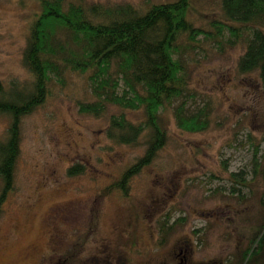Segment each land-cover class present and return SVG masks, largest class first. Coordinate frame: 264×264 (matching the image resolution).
<instances>
[{"label": "rangeland", "instance_id": "374dc122", "mask_svg": "<svg viewBox=\"0 0 264 264\" xmlns=\"http://www.w3.org/2000/svg\"><path fill=\"white\" fill-rule=\"evenodd\" d=\"M174 1L67 0L141 11ZM40 8V0H0V79L7 90L33 80L24 54ZM189 18L213 33L184 55L186 108L189 114L203 109L207 129H181L177 102L161 113L163 149H155L149 131L136 144H119L109 130L121 108L84 114L79 103L95 100L87 77L69 72L65 83L54 80L46 103L23 120L15 191L0 217V264H49L67 256L74 264H180L182 256L190 264L240 263L264 220V177L254 178L256 158L264 165V88L258 73L238 71L245 44L229 33L212 39L214 25L229 23L222 0L194 1ZM126 116L145 122L141 109ZM9 122L0 115L1 137ZM147 155L150 163L132 180L130 197H103ZM74 166L85 170L71 176Z\"/></svg>", "mask_w": 264, "mask_h": 264}, {"label": "trees", "instance_id": "16d2710c", "mask_svg": "<svg viewBox=\"0 0 264 264\" xmlns=\"http://www.w3.org/2000/svg\"><path fill=\"white\" fill-rule=\"evenodd\" d=\"M194 1L154 4L141 11L128 4L88 6L40 0V12L31 25L24 54L32 82L7 90L0 79V115L10 121L6 135L0 136V217L6 199L15 191L23 120L46 103L54 80L65 83L66 73L86 76L95 98L80 102V112L101 117L108 106L121 108V114L111 117L109 130L110 139L119 144H136L149 131L155 149H163L167 135L161 113L177 102L175 117L181 129L191 133L207 129L206 112L200 109L189 114L185 102L189 89L184 55L198 38L209 39L213 34L190 20ZM222 10L229 23L214 25L217 32L212 39L217 41L229 33L230 40L245 44L238 71L258 73L264 88V0H222ZM139 109L144 111L145 122L136 125L126 113ZM255 152L257 156L259 147ZM149 158L147 155L127 169L102 191L103 197L113 193L130 197L131 182L150 163ZM83 170V166H74L69 174L78 175ZM254 173V178L264 177V165L257 158ZM239 183L246 185L247 181ZM261 203L264 207V194ZM168 225L169 221L161 226L166 235L171 228ZM163 244L161 241L159 246ZM263 262L264 220L239 264Z\"/></svg>", "mask_w": 264, "mask_h": 264}, {"label": "flooded vegetation", "instance_id": "af4514ba", "mask_svg": "<svg viewBox=\"0 0 264 264\" xmlns=\"http://www.w3.org/2000/svg\"><path fill=\"white\" fill-rule=\"evenodd\" d=\"M49 264H74V263H73V258L71 261H69L68 256H67L65 258L60 259L59 262L58 260L50 258ZM180 264H190L189 258H187L186 256H182V258H180Z\"/></svg>", "mask_w": 264, "mask_h": 264}]
</instances>
